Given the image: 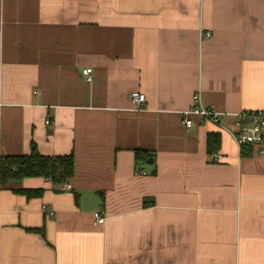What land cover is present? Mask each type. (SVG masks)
<instances>
[{
	"label": "crops",
	"instance_id": "obj_1",
	"mask_svg": "<svg viewBox=\"0 0 264 264\" xmlns=\"http://www.w3.org/2000/svg\"><path fill=\"white\" fill-rule=\"evenodd\" d=\"M195 103L220 124L184 126ZM252 110L264 0H0V158L75 159L68 189L0 182V264H264V154L229 132Z\"/></svg>",
	"mask_w": 264,
	"mask_h": 264
},
{
	"label": "trees",
	"instance_id": "obj_2",
	"mask_svg": "<svg viewBox=\"0 0 264 264\" xmlns=\"http://www.w3.org/2000/svg\"><path fill=\"white\" fill-rule=\"evenodd\" d=\"M220 136L210 134L207 140L208 151L213 153L219 146ZM137 162H146L150 155L147 152L136 150ZM75 174V159L73 155L43 156L36 148L27 156H5L0 158V182L6 184L14 180L26 178H45L55 186L62 187L68 184ZM28 198L38 197L42 190L20 191Z\"/></svg>",
	"mask_w": 264,
	"mask_h": 264
},
{
	"label": "built area",
	"instance_id": "obj_3",
	"mask_svg": "<svg viewBox=\"0 0 264 264\" xmlns=\"http://www.w3.org/2000/svg\"><path fill=\"white\" fill-rule=\"evenodd\" d=\"M210 36L206 34V38ZM83 76L86 77L88 82L92 81L93 70L86 68L82 71ZM130 100L137 105L142 107L145 104L146 96L140 92H133L130 94ZM197 100V98L195 99ZM192 116L196 117L199 122L209 121L214 124H220L219 114L209 107H204L199 103H195L191 108L184 112L182 123L186 127H192L194 121ZM231 136L236 141L238 147L242 150L245 147H256L258 154H264V111L263 110H252L241 114L238 119L234 122L233 127L229 130ZM212 159L217 161L219 159L218 154H213ZM138 175H145L144 171H137ZM65 189L70 188L69 185L63 186ZM46 213L52 214V210L44 208ZM95 221L97 224H104L106 218L101 213L94 214Z\"/></svg>",
	"mask_w": 264,
	"mask_h": 264
},
{
	"label": "water",
	"instance_id": "obj_4",
	"mask_svg": "<svg viewBox=\"0 0 264 264\" xmlns=\"http://www.w3.org/2000/svg\"><path fill=\"white\" fill-rule=\"evenodd\" d=\"M153 163V160H148V164H152Z\"/></svg>",
	"mask_w": 264,
	"mask_h": 264
}]
</instances>
